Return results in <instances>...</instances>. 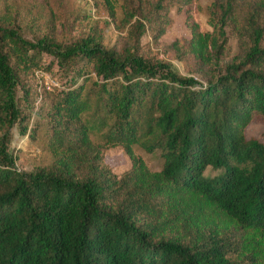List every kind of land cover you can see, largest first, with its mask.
Instances as JSON below:
<instances>
[{
    "label": "trees",
    "instance_id": "16d2710c",
    "mask_svg": "<svg viewBox=\"0 0 264 264\" xmlns=\"http://www.w3.org/2000/svg\"><path fill=\"white\" fill-rule=\"evenodd\" d=\"M184 2L191 50L200 57L221 50L224 31L219 44L197 22L196 0ZM55 63L65 78L56 88L55 133L68 152L58 168L24 171L9 149L11 129L24 118L17 91L24 73ZM252 122L264 123L259 35L240 63L204 83L133 50L90 38L29 40L0 22V264H229L218 245L204 249L141 230L129 212L108 204L113 181L100 179L105 171L78 177L75 169L84 162L79 149L99 133L106 145H123L136 179L176 208L212 206L264 236V141L247 138ZM135 144L160 149L162 170L150 171ZM209 166L220 173L205 175Z\"/></svg>",
    "mask_w": 264,
    "mask_h": 264
},
{
    "label": "rangeland",
    "instance_id": "374dc122",
    "mask_svg": "<svg viewBox=\"0 0 264 264\" xmlns=\"http://www.w3.org/2000/svg\"><path fill=\"white\" fill-rule=\"evenodd\" d=\"M196 20L205 32L214 34L224 47L200 57L191 50L193 34L186 23L184 0H0V22L18 28L24 37H43L69 45L84 38L117 51L133 50L145 57L174 65L183 75L201 82L214 79L231 63H240L259 35L264 45V0H196ZM45 63L52 57L45 56ZM44 70V69H42ZM49 82L30 71L22 75L17 91L24 118L11 129L10 151L16 167L24 171L58 168L65 152L57 139V90L65 79L55 63ZM51 80L55 84L51 83ZM58 83V85H56ZM29 91L30 95L24 94ZM60 128H58L59 130ZM248 139L264 141V123L252 122L245 129ZM2 131L0 130V135ZM68 139V137H67ZM72 139L77 141V137ZM134 154L152 172L162 170L160 149L149 151L135 144ZM78 177L102 175L113 181L108 204L123 209L142 230H153L157 239L199 248H222L229 264H264V236L220 213L212 206L195 203L182 211L166 197L142 185L133 170L132 156L123 145H106L93 133L90 144L79 149ZM220 170L208 167L205 175ZM196 201V198H195Z\"/></svg>",
    "mask_w": 264,
    "mask_h": 264
},
{
    "label": "built area",
    "instance_id": "2783aa9c",
    "mask_svg": "<svg viewBox=\"0 0 264 264\" xmlns=\"http://www.w3.org/2000/svg\"><path fill=\"white\" fill-rule=\"evenodd\" d=\"M35 75L37 76L38 79H40V81H45V83H48L50 80V75L48 73H46L44 70L39 69L35 72ZM52 84H55L54 81L51 80ZM56 85H58V83H56Z\"/></svg>",
    "mask_w": 264,
    "mask_h": 264
}]
</instances>
